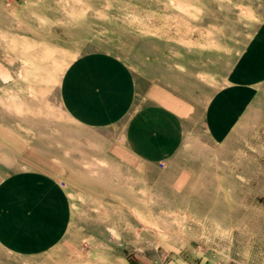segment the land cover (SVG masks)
I'll return each mask as SVG.
<instances>
[{"label":"rangeland","instance_id":"1","mask_svg":"<svg viewBox=\"0 0 264 264\" xmlns=\"http://www.w3.org/2000/svg\"><path fill=\"white\" fill-rule=\"evenodd\" d=\"M87 53L187 101L169 166L115 162V128L64 112L61 76ZM31 170L71 219L44 248L0 242V264H264V0H0V185Z\"/></svg>","mask_w":264,"mask_h":264},{"label":"crops","instance_id":"2","mask_svg":"<svg viewBox=\"0 0 264 264\" xmlns=\"http://www.w3.org/2000/svg\"><path fill=\"white\" fill-rule=\"evenodd\" d=\"M139 91L135 77L118 58L87 53L69 63L61 76L58 97L67 116L91 130H113L106 142L111 158L138 168L169 166L178 150L188 117L187 101L155 82ZM205 123L212 139L219 138L221 118L210 107ZM68 196L57 181L44 172L23 171L0 185V242L17 252L61 240L71 219ZM12 205L16 209L8 208ZM14 212V213H12ZM12 213V214H11ZM21 225L30 229L10 237ZM42 229L41 232L38 231ZM42 240H41V238ZM25 238V239H24Z\"/></svg>","mask_w":264,"mask_h":264}]
</instances>
